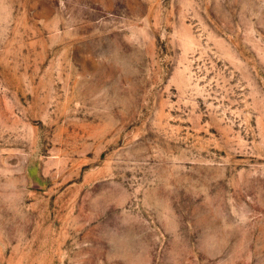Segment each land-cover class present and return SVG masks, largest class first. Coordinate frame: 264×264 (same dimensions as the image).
Wrapping results in <instances>:
<instances>
[{"label": "rangeland", "instance_id": "obj_1", "mask_svg": "<svg viewBox=\"0 0 264 264\" xmlns=\"http://www.w3.org/2000/svg\"><path fill=\"white\" fill-rule=\"evenodd\" d=\"M0 264H264V0H0Z\"/></svg>", "mask_w": 264, "mask_h": 264}]
</instances>
